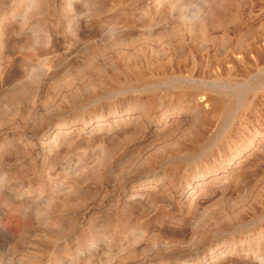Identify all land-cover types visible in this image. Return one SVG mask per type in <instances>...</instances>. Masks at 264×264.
I'll use <instances>...</instances> for the list:
<instances>
[{
	"label": "rangeland",
	"instance_id": "obj_1",
	"mask_svg": "<svg viewBox=\"0 0 264 264\" xmlns=\"http://www.w3.org/2000/svg\"><path fill=\"white\" fill-rule=\"evenodd\" d=\"M20 1L0 0V264H264V0H50L31 18ZM119 111L140 123L40 145ZM135 175L159 182L124 199Z\"/></svg>",
	"mask_w": 264,
	"mask_h": 264
},
{
	"label": "bare ground",
	"instance_id": "obj_2",
	"mask_svg": "<svg viewBox=\"0 0 264 264\" xmlns=\"http://www.w3.org/2000/svg\"><path fill=\"white\" fill-rule=\"evenodd\" d=\"M56 1V0H55ZM72 0H66L65 1V6H64V8L65 7H71V5H70V2H71ZM91 2H88V5H90L91 6V8L93 7V9L94 8H98V6L99 5H103L105 2L104 1H106V3L109 1H107V0H90ZM112 1V0H111ZM113 1H115V0H113ZM112 1V2H113ZM163 2L164 0H158V3L159 2ZM50 3V0H21L20 2H19V4L21 5V7L22 8H24L25 9V11H27L28 12V18H31V17H34V16H37V15H40V14H42L43 12H45L44 10H46V8L47 7H51V6H48V5H51V4H49ZM64 3V2H63ZM114 4V3H113ZM73 6V5H72ZM103 7V6H102ZM158 7V6H157ZM99 8H101V7H99ZM102 9V8H101ZM55 10V9H54ZM98 11V10H97ZM10 16H13L15 13H14V11H10L9 13H8ZM53 14V13H52ZM49 15H51V13H49ZM5 18V16L4 15H1V18H0V23L3 21V19ZM39 22V21H38ZM41 24V23H40ZM36 25V24H35ZM53 25H55V24H53ZM214 25V24H213ZM17 29V28H16ZM14 30V29H13ZM195 30H197L196 29V27L195 26H191L190 28H189V32L190 33H193ZM262 30L264 31V27L262 28ZM11 31V30H10ZM22 31V30H21ZM7 32V33H6ZM25 32V31H24ZM109 32H111V31H109ZM14 33V32H13ZM90 33H92V32H90ZM94 33V32H93ZM92 33V34H93ZM99 33V32H98ZM7 34H8V31H4V32H2V35H6L7 36ZM9 35V34H8ZM10 35H11V33H10ZM49 35H52V33L51 34H49ZM204 36H206L205 34H204ZM9 37V36H8ZM49 37H51V36H49ZM55 37V35L53 36V38ZM5 38V37H4ZM10 38V37H9ZM12 38V37H11ZM5 39H8V38H5ZM5 39H3V40H5ZM14 39V38H13ZM262 39H264V38H262ZM9 40V39H8ZM7 40V41H8ZM24 40V39H23ZM22 40V41H23ZM16 41V40H15ZM252 41H253V39H252ZM14 42V41H13ZM263 42V41H262ZM34 43V42H33ZM42 43H44V41H42ZM260 43H261V41H260ZM6 44L8 45V43L6 42ZM55 44V43H54ZM13 45V44H12ZM21 45V44H20ZM14 46H17V45H14ZM13 46V47H14ZM254 46V45H253ZM261 46H262V44H261ZM264 46V45H263ZM7 47V46H6ZM12 47V48H13ZM18 47V46H17ZM10 48V47H9ZM4 49H5V42H4ZM55 49V48H54ZM13 50H15L14 48H13ZM6 51V50H5ZM8 51V50H7ZM55 52V51H54ZM238 52H240L239 50H238ZM3 53H4V51H3ZM2 53V54H3ZM12 53V52H11ZM38 56V55H37ZM239 57V56H238ZM241 57V56H240ZM64 59V58H63ZM60 60V59H59ZM238 60H239V58H238ZM51 62H54L53 61V59L51 60ZM44 64V63H43ZM45 64H47L48 65V63H45ZM60 65V64H59ZM43 66V65H42ZM45 66V65H44ZM49 66H51V65H49ZM52 67V66H51ZM54 67V66H53ZM52 67V68H53ZM47 68V67H46ZM42 69V68H41ZM49 69H51V68H48L47 69V76L49 75L48 73L49 72H51V71H53V70H49ZM43 70V69H42ZM60 70V69H59ZM44 72L46 71V69H44L43 70ZM28 72V71H27ZM52 74H53V72H51ZM55 73V72H54ZM44 74V73H43ZM54 75V74H53ZM53 75H51V76H53ZM138 75V74H137ZM136 75V76H137ZM51 76H48V77H51ZM44 77V76H43ZM51 78H53V77H51ZM138 78H139V76H138ZM97 79V78H96ZM95 79V80H96ZM140 79V78H139ZM47 80V79H46ZM91 80V79H90ZM138 81H141V80H138ZM89 82V81H88ZM145 82V81H144ZM147 82V81H146ZM90 83V82H89ZM91 84V83H90ZM143 84V83H142ZM144 84H146V83H144ZM152 84V83H151ZM147 85H148V83H147ZM101 87H103V85H100ZM100 86H98L97 88H99ZM142 86V85H141ZM145 87V86H144ZM0 88H2V87H0ZM26 88V87H25ZM111 88H115V87H111ZM131 88V87H130ZM24 89V88H23ZM2 89H0V91H1ZM24 91V90H23ZM116 91H117V89H116ZM20 92H21V90H20ZM19 92V93H20ZM65 93V92H64ZM14 95V94H13ZM21 95V94H20ZM206 95V94H205ZM16 96H18L19 97V95H14V96H12V97H10V99L12 98L13 99V102H15V100H14V98L13 97H16ZM22 96V95H21ZM206 97V96H205ZM17 98V97H16ZM46 98V97H45ZM9 99V100H10ZM211 99V98H210ZM7 100V99H6ZM18 100V98L16 99V101ZM86 100V99H85ZM156 100V99H155ZM8 101V100H7ZM12 101V100H11ZM152 101H153V99H152ZM9 102V101H8ZM7 102V103H8ZM205 102H207V104H210V105H213V104H211L212 102L209 100V99H207V100H205ZM211 102V103H210ZM6 103V104H7ZM11 103V102H10ZM13 104H15V103H13ZM114 105V104H113ZM10 106H12L11 104H10ZM9 106V107H10ZM14 106V105H13ZM192 106H193V108H192V110L191 111H189L190 112V114L189 115H191V116H189L188 117V120L190 121V122H196V120H197V118L198 117H200V118H202V117H205V112L203 111L204 109H203V107L197 102V101H195V102H193L192 103ZM136 107V106H135ZM114 108V107H113ZM189 109V108H188ZM203 109V110H202ZM100 111V110H99ZM173 111V110H172ZM180 111L182 112L183 111V109H179V110H177V112L178 113H180ZM82 112V111H81ZM92 112V111H91ZM143 113V112H142ZM133 113H128V112H126V117L125 118H123L122 116H123V111H119V112H117V113H115V112H112V116H110L109 118H105L103 115H101V114H98V115H95V116H90V117H88V118H82L81 119V126L79 127V129H78V131H76L77 130V128H75L72 124L70 125V124H64V126L63 127H59V128H54V129H52V128H46V127H44V129H45V132H44V134L42 135V138H41V144L40 145H42L43 146V148L44 149H47V150H50V151H55L58 147H60V146H63V148H64V145L66 146V144L68 143V141H69V139H70V137L72 136V135H75L76 134V136L75 137H78V136H80V134L82 133V132H86V133H93V134H97V133H104L102 136H105L106 135V133L108 134V132H109V130L110 129H112V128H115V127H117L120 123H122V122H127V123H130V124H139L140 123V121H141V118L142 117H138L136 120H135V118L133 119L132 118V115ZM161 114V113H160ZM171 114V113H170ZM78 115V114H77ZM85 115V114H84ZM155 115V114H154ZM154 115H153V117H154ZM164 115V114H163ZM138 116V115H137ZM140 116V115H139ZM64 117V116H63ZM87 117V116H86ZM152 117V116H151ZM71 118V117H70ZM160 118V117H159ZM68 119V118H67ZM72 120V119H71ZM74 121V120H73ZM133 121H135V122H133ZM172 121V120H171ZM170 121V122H171ZM189 122V123H190ZM197 122H199V121H197ZM156 123H158V122H156ZM58 124V123H57ZM145 124V123H144ZM191 124V123H190ZM48 125V124H47ZM53 125V124H52ZM146 125V124H145ZM160 125V124H159ZM170 125V124H169ZM198 125V124H197ZM132 126V125H131ZM149 126H150V124H149ZM147 127V125L146 126H144V128H146ZM157 129V128H156ZM127 130V129H126ZM130 130V129H129ZM129 130H127V131H129ZM132 130V129H131ZM149 130V129H148ZM161 130V129H160ZM160 130H158V131H160ZM40 131V130H39ZM44 131V130H43ZM144 131V130H143ZM152 131H154V129L152 130ZM172 131V130H171ZM121 132V131H120ZM124 132H126V131H124ZM123 132V133H124ZM131 132V131H130ZM39 133V132H38ZM42 133V132H41ZM127 133V132H126ZM148 133H149V131H148ZM148 133H146L145 135H147ZM151 133V132H150ZM157 133V132H156ZM159 133V132H158ZM157 133V134H158ZM100 134V135H101ZM163 134V133H162ZM115 135V134H114ZM112 136V137H115V136H117V138L119 139V137L121 136V134H120V136L118 135V133H117V135H115V136ZM123 135H125V133L123 134ZM128 135V134H127ZM108 136V135H107ZM119 136V137H118ZM136 136V135H135ZM111 137V138H112ZM142 137V136H141ZM146 137V136H145ZM144 137V138H145ZM153 137V136H152ZM73 138V137H72ZM109 138H110V136H109ZM108 138V139H109ZM110 138V139H111ZM116 138V137H115ZM123 138V137H122ZM104 139H105V137H104ZM33 140V139H32ZM114 140V139H113ZM113 140H111V142L113 141ZM99 141V140H98ZM102 141V140H101ZM115 142H116V139L114 140ZM172 141H174V140H172ZM105 142L107 143V141L105 140ZM32 143V142H31ZM77 143V142H76ZM98 143V142H97ZM105 143V144H106ZM36 144V143H35ZM108 144H109V142H108ZM37 145V144H36ZM102 145V144H101ZM111 145V144H110ZM110 145H108V146H110ZM114 145H116L115 143H114ZM39 146V145H38ZM97 146H99V144L97 145ZM96 146V147H97ZM108 146H106V145H102V146H100V149H99V153H98V156H97V158H96V161H94V162H96V166H98V167H100L101 168V171L103 170V169H106V168H108L109 167V162L111 161V157H112V151H111V146H110V148L108 147ZM73 147V146H72ZM85 147V146H84ZM86 148V147H85ZM62 149V148H61ZM84 149V148H83ZM41 150V149H40ZM67 150V149H66ZM59 151V150H58ZM82 153V152H81ZM56 154H58V152L56 153ZM79 155V154H78ZM87 155V154H86ZM54 156V155H53ZM57 157V156H56ZM115 157V156H114ZM48 159V158H47ZM60 159V158H59ZM58 160V159H57ZM115 160V159H114ZM11 161V160H10ZM82 164H84V163H82ZM85 165V164H84ZM92 165V164H91ZM5 166H7V165H5ZM130 168V167H129ZM4 169V168H3ZM101 171H99V172H101ZM107 171V170H106ZM93 172V171H92ZM114 172V171H113ZM105 173V172H104ZM4 174H6L5 172H4ZM12 175V174H11ZM108 175V174H107ZM152 175V174H151ZM150 175V176H151ZM239 175H240V173H239ZM241 176V175H240ZM172 177V176H171ZM151 178V177H150ZM2 179L4 180V177L2 176ZM165 179V178H164ZM168 179H169V176H168ZM217 180V179H216ZM224 180V178L223 179H220V180H218V182H221V181H223ZM68 182V181H67ZM159 182V178H154V179H152V180H149V178L148 177H144V175H143V177H141V176H137V175H135V176H132L130 179H128V181L126 182V184H125V188L124 189H126L127 190V196L125 197L124 196V199L125 198H127L128 200H136V199H142V198H144V197H146L147 196V194H148V192L153 188V189H156V184H154V186H152L151 185V183H158ZM76 184V183H75ZM198 184V183H197ZM59 185V184H58ZM127 186V187H126ZM162 186V185H161ZM198 186H199V184H198ZM129 187V188H128ZM203 188V187H202ZM66 189H67V191H71L72 190V187H66L64 190L66 191ZM123 189V190H124ZM53 190V189H52ZM78 192V191H77ZM124 192V191H123ZM58 193V192H57ZM65 193H67V192H65ZM76 193V192H75ZM75 193L74 194H71L72 195V197H73V195H75ZM120 193V192H119ZM55 193L53 192V194H52V197H53V195H54ZM80 194H82V193H80ZM59 195V194H58ZM69 195H70V193H69ZM83 196V195H82ZM75 197H78V194H77V196H75ZM59 198V197H58ZM74 198V197H73ZM81 198V197H80ZM70 199H71V196H70ZM74 202H75V200H73ZM72 201V202H73ZM78 201V200H77ZM82 201V200H81ZM83 202V201H82ZM114 202H115V200H114ZM77 203V202H76ZM81 203V202H80ZM43 204V203H42ZM52 202H50L49 204H48V208H50L52 205ZM130 204V203H129ZM112 205V204H111ZM110 205V206H111ZM42 206V205H41ZM109 206V209L111 208L112 210H115V208L113 209V207H110ZM77 212V211H76ZM77 215V214H76ZM25 222V221H24ZM61 222V221H60ZM68 224H69V222H68ZM142 225V224H141ZM60 226V225H59ZM146 226V225H145ZM66 227V226H65ZM103 227V226H102ZM131 227V226H130ZM127 228V227H126ZM135 227H133L132 229L133 230H136V229H134ZM122 229V228H121ZM141 229H144V228H141ZM102 231V230H101ZM126 231V230H125ZM144 231V230H143ZM145 231H147L146 229H145ZM144 231V232H145ZM149 231V230H148ZM147 231V233L149 234V232ZM39 232V231H38ZM68 232V231H67ZM128 232V231H127ZM131 232H132V230H131ZM0 233H3L2 232V230H0ZM31 234H32V232H30ZM44 233H46L45 231H44ZM146 233V232H145ZM144 233V234H145ZM38 234V233H37ZM131 234V233H130ZM139 234H143L142 232H138V233H136V234H134L135 235V237L137 236V235H139ZM143 234V235H144ZM132 235H133V233H132ZM55 236V235H54ZM144 236H148V235H144ZM44 237V236H43ZM48 237H49V234H48ZM100 237H102V236H100ZM138 237H141L140 235L138 236ZM111 239V237H108V239ZM132 238H134L133 236H132ZM45 239V238H44ZM106 238H104V240H105ZM131 239V238H130ZM39 240V239H38ZM107 240V239H106ZM95 242V241H94ZM49 244V243H48ZM90 243H88V245H89ZM93 244V243H92ZM107 245V244H106ZM105 245V246H106ZM114 245V244H113ZM46 246V245H45ZM92 247V246H91ZM107 247H108V245H107ZM94 248V247H93ZM104 251H109V250H106V249H104ZM103 250H102V253L104 252ZM110 251H111V249H110ZM112 252V251H111ZM101 253V254H102ZM109 253V252H108ZM129 253V252H128ZM131 253V252H130ZM96 254V253H95ZM95 254H94V256H95ZM104 254V253H103ZM253 254V253H252ZM98 255H100V254H98ZM91 256H93V255H91ZM102 257V256H101ZM219 257V256H218ZM252 257H253V255H252ZM264 257V256H263ZM88 259H90V258H92V257H90V256H88L87 257ZM94 258V257H93ZM259 258H260V256H259ZM264 258H262V259H258L259 261L260 260H263ZM92 260V259H91ZM88 260L86 259V262H87ZM94 261V260H93ZM92 261V262H93ZM91 263V262H90ZM214 263H215V261H214ZM262 263H263V261H262ZM93 264V263H92ZM95 264V263H94ZM193 264H195V263H193Z\"/></svg>",
	"mask_w": 264,
	"mask_h": 264
}]
</instances>
